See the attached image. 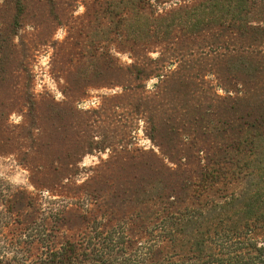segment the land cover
Wrapping results in <instances>:
<instances>
[{
    "label": "rangeland",
    "instance_id": "rangeland-1",
    "mask_svg": "<svg viewBox=\"0 0 264 264\" xmlns=\"http://www.w3.org/2000/svg\"><path fill=\"white\" fill-rule=\"evenodd\" d=\"M200 1L138 8L130 0H0L6 257L33 241L37 229L51 232L57 244L69 227L81 229L88 195L102 203L101 212L121 215L144 210L149 195L252 193L264 179V156L244 157L257 176L228 184L219 174L189 189L180 156H170L179 146L175 128L194 106L191 115L201 123L183 132L191 137V167L221 169L237 137L226 122L248 111L240 101L264 100V0ZM194 5L201 16L184 9ZM131 195L139 202L117 199ZM88 206L98 215L97 206Z\"/></svg>",
    "mask_w": 264,
    "mask_h": 264
},
{
    "label": "trees",
    "instance_id": "trees-1",
    "mask_svg": "<svg viewBox=\"0 0 264 264\" xmlns=\"http://www.w3.org/2000/svg\"><path fill=\"white\" fill-rule=\"evenodd\" d=\"M130 1L140 8L147 3L164 4L169 0ZM220 1L200 2L217 6ZM194 6L184 9H195V15L201 16V9ZM202 6L207 8V4ZM195 26L191 24L190 28ZM161 83L167 86V82ZM230 103V109H235L237 103ZM240 103L241 106L248 103V111L242 117L226 122L228 132L237 137L231 139L232 143L225 150L221 169L213 163L211 165L215 167L210 169L207 165L191 167L194 155L190 142H186L191 137L183 132L193 130L201 119L200 116L192 117L191 114L197 111L194 106L186 109L185 116L189 119L180 121L174 131L179 146L170 152V156H180L177 166L186 175V188H198L204 181L214 183L219 174L225 176L228 184L234 178L242 180L257 176L255 171L252 172L251 162L244 161V157L264 156L261 145L264 139V100L252 105L244 101ZM208 114L210 116L211 111ZM160 152L169 158L167 150ZM252 187V193L149 195L141 201L147 206L144 210L121 215L112 209L101 212L102 203L98 206L97 199L88 195L85 208L78 214L81 229L74 233L69 227L67 233H62L63 242L59 244L55 243L56 236L51 232L37 229L33 241H25L20 248L13 249L17 255L15 253L11 258L5 253L11 245L0 247V264H264V179ZM133 196H117V199L128 204L139 202L140 199ZM88 205L97 206L98 215ZM67 214L70 215V211ZM26 245L29 248L23 247ZM34 250L38 253L34 254Z\"/></svg>",
    "mask_w": 264,
    "mask_h": 264
}]
</instances>
